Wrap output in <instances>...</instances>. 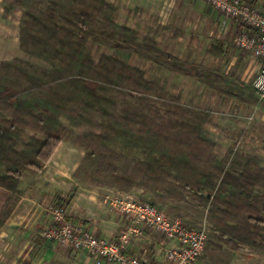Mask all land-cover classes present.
<instances>
[{"label": "trees", "instance_id": "obj_1", "mask_svg": "<svg viewBox=\"0 0 264 264\" xmlns=\"http://www.w3.org/2000/svg\"><path fill=\"white\" fill-rule=\"evenodd\" d=\"M1 3L2 19L21 10L19 49L47 67L0 60V187L10 193L0 211V229L19 201L23 175L41 174L60 143L81 148L85 163L109 143L122 142L139 153L135 173L112 166L90 180L112 178L121 190L146 187L171 202L167 210L174 218L179 207L172 203L184 202L186 195L208 208L206 219L223 248L206 250L202 264H231L240 245L264 256L261 159L238 154L235 147L219 159L214 144L202 136L210 112L182 104L180 94L156 85L131 61L135 57L263 114L264 97L234 74L165 51L157 32L140 39L127 23L117 25L116 7L106 0ZM174 33L176 38L179 32ZM96 50H102L97 58ZM84 126L91 130L75 137L74 129ZM236 157L242 160L238 173L231 168Z\"/></svg>", "mask_w": 264, "mask_h": 264}, {"label": "crops", "instance_id": "obj_2", "mask_svg": "<svg viewBox=\"0 0 264 264\" xmlns=\"http://www.w3.org/2000/svg\"><path fill=\"white\" fill-rule=\"evenodd\" d=\"M157 1L158 0H144V3L142 4L141 0H121V6L124 7L127 5L128 7L135 8L143 5L142 7L145 8L147 12L151 10L149 12L150 16H154L155 20L157 19V26L154 31V33L157 32V42L159 46L164 49L161 39L158 37V33L162 31V34H165L168 27L162 25L164 24L161 22L162 12L158 9ZM185 1L189 2V0ZM202 1L205 2L204 0ZM260 1L264 3V0ZM130 3L132 4L130 5ZM166 9L167 5L165 6V10ZM154 10H156V12H154ZM167 12L168 13L165 16V19L168 16L176 17V14H174V16H170V13H173L170 7H168ZM214 27H216V45L213 43L205 45L207 47L208 56H206V61L208 63L203 64L206 68L220 72L218 69H215L213 65L215 64V61L225 62L226 60H228L229 65L232 64L231 50L235 51L236 49H233L231 38L236 31L237 24L234 20L224 19V17L216 12V25L212 28L214 29ZM177 30L180 34L177 38L173 37V40L175 39L176 41L175 43L181 41V38L179 37L182 32L179 29ZM193 40V36H189L186 40L184 49L190 47L193 44ZM211 48H213L212 51ZM164 50L167 51L166 49ZM167 52L173 54L171 51ZM175 56L184 60L183 56ZM187 62L203 66L202 63L192 61ZM156 71H158L160 75L162 73H165V75H171L173 80L180 78L165 71L157 69ZM223 74H234L237 79L245 83V81L236 76L235 71H231L229 69L224 71ZM181 79L185 80L183 78ZM189 83L193 84V87H197L198 89L197 91L199 95L197 96V100H199L201 94H208L209 98L207 100L212 101L215 104L216 99L221 104H226L227 101L230 100L237 104V107H241V105L232 99H220L213 91L194 84L191 81H189ZM169 88L170 87L165 84V89L169 90ZM180 92L181 91H178V93ZM181 94L182 98H184L183 103L185 104L184 100L187 95L184 93ZM207 100H205V96H202L200 98V101L202 102L199 103L201 105L189 106L204 109L210 112L211 116L204 126L203 133H208L207 138L215 144V153L217 157L222 159L226 154V150L221 154L217 152L220 143L217 141L218 137L216 134L222 132L223 125L216 124L217 112L211 107V105L204 102ZM235 150L237 151L236 148ZM238 154H242L245 157L249 156L246 152L239 151ZM83 157L84 151L81 148H78L70 143H60L51 159L44 166V170L41 174L34 176L29 173H25L23 175L18 188L20 190L19 201L10 217H8L0 229V264H92V258L86 253L73 250L67 245L58 244L42 238L41 231L50 224V219L45 209L50 204H54V201L59 200L62 204H64L67 214L72 220L83 222V224L94 236L107 240L116 239L128 228V226L132 224L127 217L118 214L109 201L105 200L108 196L110 197L118 193L123 196L133 198L134 196L132 195L139 194L140 196L143 194V196L151 199L152 204L156 206L159 205V207L165 210L168 214L167 206L171 205V202L164 199V204L160 205L159 202L157 204L154 200H157L158 197L160 200V196L156 193L150 192L146 188H133L129 192H124L117 190L118 188H112L111 185L109 186L104 183L82 182L78 179L79 176L74 178V174H79L78 169L82 164ZM238 159L239 157L233 159L235 164L231 167L235 173L239 172L240 166L238 165V162L242 161ZM144 191L147 192L144 193ZM123 193H129L130 195H124ZM9 198L10 193L0 187V211ZM189 198L190 197L186 195L184 202L174 201L172 204L179 207L178 212H176V218H179L187 227L193 228L196 227L201 217L203 218V216H205L208 208H203L201 205L191 203ZM184 204L190 207L184 208ZM140 227L142 233L140 236L132 239L128 247V253L136 256H145L157 264H168L165 258V250L171 245V242L166 241L158 233H155L144 226L140 225ZM214 235H216V233H214ZM209 242L208 245L211 247L207 246V251H221L216 250V244L211 245ZM232 253L233 256L231 264H243V261L249 263L254 259H258L257 257L264 258L263 255L242 245L238 246L237 249L232 251ZM204 254L202 256L203 259L206 257ZM204 261L206 262L205 259ZM202 263V259H199V261L197 260V263L195 264ZM102 264L109 263L104 262Z\"/></svg>", "mask_w": 264, "mask_h": 264}, {"label": "rangeland", "instance_id": "obj_3", "mask_svg": "<svg viewBox=\"0 0 264 264\" xmlns=\"http://www.w3.org/2000/svg\"><path fill=\"white\" fill-rule=\"evenodd\" d=\"M106 1L113 3L116 7L115 22L117 25H122L127 22V24L136 32L140 39H142L145 35L154 34L157 26V19L155 20L154 16H150L149 12L151 10L147 12L145 8L142 7L143 5L137 6L135 8L128 7L127 5L122 7L121 0ZM157 2L158 9L162 12L161 22L164 23L162 25L168 27V30H166L167 32L165 34H162V31L158 33V37L161 39L164 49L173 52V54L175 55L183 56V59L186 61H192L202 64L208 63L206 61V56H208V53L207 47L205 45L211 43L216 45V27H214V29L212 28L216 25V11L202 0H189V2H186L185 0H165V4L164 0H158ZM141 3L143 4L144 0H141ZM131 4L132 3H130V5ZM166 5L167 9L165 10ZM168 7L171 8V11H173L172 14L170 13V16H174V14H176V17L168 16V19H165V16L168 13ZM154 12H156V10H154ZM1 14L2 3L0 0V60L11 61L13 59H20L34 66L47 67V65L43 62L30 59L19 49L18 23L21 16V10L16 9L15 11H12L8 15L7 19H2ZM177 29L181 30L182 34L179 37L181 38V41L175 43L176 41L175 39L173 40V37L175 34L174 32ZM189 36H193V44L190 47L184 49L186 40ZM101 52L102 50H96L94 52L95 58H97ZM231 55V60L233 61L231 65H229L228 60H226L225 62L215 61L213 67L215 69H218L222 73L229 69L231 71H235L238 78H241L243 81H245L247 85H251L252 80L258 73L262 64L253 59L251 56L244 54L238 50H231ZM131 63L137 67L144 69L147 72V76L150 78V80L154 81L155 84L159 87L165 89V84L170 87L169 90H165L172 95H178L181 93L186 94L187 97L185 98L184 102L185 104H187V106L201 105L199 103L202 102L200 101V98L202 96H205V100L209 98L208 94H201L199 100H197V96L199 95L197 91L198 89L197 87H193V84L189 83V81L182 80L181 78L173 80V77L171 78V75H165V73H162L160 75V73L156 71V68L154 66L145 64L135 57L132 58ZM163 75H165L166 77ZM178 91L181 92L178 93ZM183 99L184 98L181 97L182 104H184ZM204 102H207L208 105H211V107L216 110V124L223 125L222 132L216 134V136L218 137L217 141L220 143L217 152L221 154L225 150L227 152L229 148L235 147L238 152H246V154L249 156H259L258 158L261 159L262 165L264 167V114L258 112L255 109H247L243 106L237 107V104L230 100L227 101L226 104H221L217 99L216 104L208 100ZM88 130L91 129L87 126H84L81 128H75L73 132L75 134V137H79ZM207 135L208 133L204 134L202 132L203 138H205V140H207L208 142L213 143L207 138ZM213 153L216 155L215 144ZM138 158L139 153L136 149L130 146H126L122 142L109 143L103 149L102 155L97 156L89 162H82L78 169V179L82 182L104 183L109 186L111 185L112 188L115 187L118 188L117 190L124 192H129L133 188H141L143 186H134L127 190H121L119 187H117V185L113 183L112 178H106L107 180L103 181H92L89 177L92 174H95L97 176L106 175L107 171H109L112 166L119 173L133 174L135 173V163L136 159ZM146 192L147 191H144V193ZM125 194L127 195L129 193ZM132 196H134L133 198L139 202H152L151 199L143 196V194H141L140 196L139 194ZM163 200L164 199H162L161 197L159 200L158 197V199L154 201L157 204L159 202V204L162 205L164 204ZM189 200L191 201V203L198 204L191 197L189 198ZM54 204L64 205L59 200L54 201ZM206 215L207 212L205 213V216H203V218L201 217V219L198 221L196 227L206 223L210 229V224L206 219ZM209 240V244H216V250H222L221 243L217 239H215L214 233L213 231H211V229ZM257 258L258 259H254L249 263L243 261V264H264V258Z\"/></svg>", "mask_w": 264, "mask_h": 264}, {"label": "built area", "instance_id": "obj_4", "mask_svg": "<svg viewBox=\"0 0 264 264\" xmlns=\"http://www.w3.org/2000/svg\"><path fill=\"white\" fill-rule=\"evenodd\" d=\"M204 1L224 19L236 22L231 43L236 50L262 64L251 86L264 97V3L260 0ZM105 200L132 223L116 239L94 236L83 222L69 217L64 205L57 204H50L45 209L50 224L41 231L42 238L86 253L92 258V264H157L145 256L128 253L132 239L142 233L141 225L171 242L165 250L168 264H195L203 256L210 238L206 223L187 227L179 218L169 216L152 203L139 202L118 193Z\"/></svg>", "mask_w": 264, "mask_h": 264}]
</instances>
